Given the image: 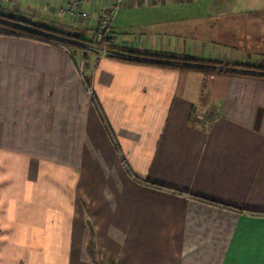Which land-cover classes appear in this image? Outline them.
Segmentation results:
<instances>
[{"label": "crops", "instance_id": "1", "mask_svg": "<svg viewBox=\"0 0 264 264\" xmlns=\"http://www.w3.org/2000/svg\"><path fill=\"white\" fill-rule=\"evenodd\" d=\"M203 2L132 4L112 32L134 12L175 17L113 42L264 68V0ZM38 10L68 15L65 0H0L2 12ZM19 38L0 32L1 53L28 45L41 56L0 59V93L40 100L28 105L26 152L0 154V264H92L90 239L98 264H264L263 79L115 50L97 58L90 93L65 46Z\"/></svg>", "mask_w": 264, "mask_h": 264}, {"label": "rangeland", "instance_id": "2", "mask_svg": "<svg viewBox=\"0 0 264 264\" xmlns=\"http://www.w3.org/2000/svg\"><path fill=\"white\" fill-rule=\"evenodd\" d=\"M204 1L205 2L203 3H206L208 0ZM92 5L94 7V12L98 15V9L101 5V2L93 1ZM127 7L129 6H125L122 9L124 10ZM134 11H137V8ZM206 11V9H202L203 13ZM1 13L2 11H0V14ZM3 13H5L6 15H17L36 24H41L40 22L44 21L48 22V24H52L55 20L57 21L60 19L61 20L59 22H62L63 24L66 23V26L62 25L56 28L57 30L70 35V38H68L67 42L70 41L71 47L69 50L66 49V57L71 62L73 67L76 66L78 76L82 79V82L84 83V80L89 82L90 73L94 65L93 63H96L97 60L95 56L99 55L101 53L102 47L106 46H102L97 43L101 41V38L99 39L96 37L98 17L96 19L92 17L91 14L90 18L88 19H73L69 14L60 17V15L56 13L57 18L56 15L50 14L47 19L44 17L46 12L42 13L41 10H38L34 15L32 12L20 14L7 11ZM174 17V13L164 11L161 7L155 10V14L152 12L151 14H140L139 12H134L128 16L122 17V19L120 17V19L116 20L117 22L121 21L124 23L121 27L120 25L115 24L114 31L112 32V37L114 39L116 38L117 42H121L122 40L135 42L139 39L140 35H145L144 32L149 27L150 29H158L161 25L166 24V22H172ZM4 20L6 21V17L1 16L0 21ZM71 25H73L74 28H71ZM14 31L16 30L9 27L7 24H0V32L12 33ZM158 31H160V29L157 30V32ZM152 32L156 31L152 30ZM24 39H20V41H29ZM76 42L80 43L81 47L72 46V43ZM60 43L62 44V42ZM233 46L239 45L234 44ZM38 50L39 49H33L32 46L28 45L11 47L6 46L4 53H1L2 50H0V59L12 60L14 58L27 57V53L32 54V56L35 57V54L39 52ZM38 55L40 54L38 53ZM49 56L55 55L51 54ZM141 57L144 58V56ZM213 84V79L205 78L203 83H201V93H210L209 90L213 86ZM34 100H40V98H35L34 93H32L31 95H29V93H0V154H3V156L10 155L11 153L20 154L26 152L27 147L21 144H25L28 137V131L26 128L27 111L29 102H33ZM205 116H207V118H212L213 115L207 114ZM19 126L20 128H17Z\"/></svg>", "mask_w": 264, "mask_h": 264}, {"label": "trees", "instance_id": "3", "mask_svg": "<svg viewBox=\"0 0 264 264\" xmlns=\"http://www.w3.org/2000/svg\"><path fill=\"white\" fill-rule=\"evenodd\" d=\"M6 17V21H0V24H7L9 27L15 29L16 31L12 33H7L10 35L30 38L34 40H39L48 43H57L65 46L68 50L71 47L69 34H66L60 30L52 27H48L42 24H36L28 19H24L17 15H6L1 13L0 17ZM6 34V33H5ZM112 37V27L107 37L101 38L99 45L105 46L111 54L113 51L117 50L125 54L126 59L134 62H143L156 64L163 67H173L181 68L196 72H202L204 74H227L233 76H248L252 78H259L264 80V68L255 64L246 65L239 63H223L219 61H212L206 59H200L192 55H179L171 53H161L155 51H147L140 48H122L118 44L113 42ZM104 44V45H103ZM72 46L81 47L80 43H72ZM141 56H144L142 58ZM175 61V62H173ZM178 62V63H177ZM90 233L93 231L90 229ZM93 235V234H92ZM87 253L90 257L92 264H98L94 252V244L92 239L88 241Z\"/></svg>", "mask_w": 264, "mask_h": 264}, {"label": "built area", "instance_id": "4", "mask_svg": "<svg viewBox=\"0 0 264 264\" xmlns=\"http://www.w3.org/2000/svg\"><path fill=\"white\" fill-rule=\"evenodd\" d=\"M87 1L89 0H65V8L67 14H69L70 17L73 19L90 18L92 13L88 10L87 6H85ZM91 1L101 2V5L98 9V19H97L98 27L96 30V37L100 39L108 36L116 14L120 12L123 7L139 3L141 1L159 2L165 0H91ZM175 1H185V0H175ZM106 54H109V52L105 47H102L101 53L99 55H96L95 58H98L99 56ZM93 64L95 65L96 63ZM84 81L88 91L91 93L89 82H87L86 80Z\"/></svg>", "mask_w": 264, "mask_h": 264}]
</instances>
